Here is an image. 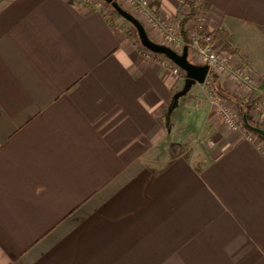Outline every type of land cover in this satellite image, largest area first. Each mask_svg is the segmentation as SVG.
I'll return each instance as SVG.
<instances>
[{"label": "crops", "instance_id": "obj_1", "mask_svg": "<svg viewBox=\"0 0 264 264\" xmlns=\"http://www.w3.org/2000/svg\"><path fill=\"white\" fill-rule=\"evenodd\" d=\"M149 1L168 21L181 8ZM198 2L209 30L250 39L264 120V0ZM110 15L0 0V264H264V149L206 82L167 126L184 73Z\"/></svg>", "mask_w": 264, "mask_h": 264}, {"label": "built area", "instance_id": "obj_2", "mask_svg": "<svg viewBox=\"0 0 264 264\" xmlns=\"http://www.w3.org/2000/svg\"><path fill=\"white\" fill-rule=\"evenodd\" d=\"M127 1L131 2L133 8H137L140 11L145 12L144 16L141 17L148 25L146 28H151L150 30L154 35L151 32L150 33L154 37L156 36L167 39L170 42L181 45L183 48L186 46V39L180 33L181 21L188 11V5L185 3V0H181L182 8L179 13V18L170 22L165 21L161 16L153 13V10L150 8L149 0ZM186 31L189 41V53L193 51V57L196 59L193 62L198 64H207L209 66V73L204 82L211 85L209 75L211 72H214L224 81L232 82L239 86L241 91L244 92V95H247L248 98L254 96L257 90L255 77L243 62L233 60L228 52L226 53L222 47H219L217 40L213 37V31L208 28L204 10L200 11L188 22L186 25ZM173 71L176 74L184 73V70L176 64L174 65ZM212 98L219 115L232 130H241L246 134L249 140L257 143L259 142L256 140V137L253 135L250 128L246 126L245 122L239 115V112L234 110L231 104H229L227 98L219 95L213 89ZM256 107L260 108V106ZM209 143L211 144L213 142L209 141ZM259 145H262V143L259 142Z\"/></svg>", "mask_w": 264, "mask_h": 264}, {"label": "rangeland", "instance_id": "obj_3", "mask_svg": "<svg viewBox=\"0 0 264 264\" xmlns=\"http://www.w3.org/2000/svg\"><path fill=\"white\" fill-rule=\"evenodd\" d=\"M85 1V3H88L89 4V2H93V3H99V5L100 6H104V8H105V10L107 11V14H113L120 22H122V23H124V24H126L125 26H126V30H128L129 32H130V34H132V36L136 39V41L141 45V46H143L142 44H141V41H140V38H139V36H138V32H137V29L127 20V19H125L123 16H121L118 12H116V11H114L113 10V8H112V6L111 5H108L106 2H105V0H84ZM114 1V0H113ZM117 2H119L122 6H123V8L124 9H126V10H128V11H130L131 13H133L134 15H140V16H144V13L145 12H142V11H140L139 9H137V8H133V5L131 4V2H128L127 0H117ZM181 8H182V6H180ZM181 8H179V13H180V9ZM188 11H189V8H188ZM187 11V12H188ZM153 13L155 14L156 12H154L153 11ZM179 13L177 14V16H176V18H179ZM157 14V13H156ZM111 16V15H110ZM175 18V19H176ZM165 20V19H164ZM165 21H167L168 22V20H165ZM171 21V20H170ZM169 21V22H170ZM145 28H146V26H145ZM151 28L149 27V28H146V30H147V32H148V34H149V36L151 37V38H153L154 36V34L151 32V30H150ZM153 34H151V33ZM180 33L182 34V32H181V27H180ZM214 33V32H213ZM183 35V34H182ZM138 36V37H137ZM156 37V36H155ZM153 38V40H155V41H157V42H159V43H163V44H166V45H168V46H170V47H173V48H175L178 52H182L183 51V47L181 46V45H178L177 43H173V42H170V41H168L167 39H163V38H160V37H156V38ZM217 40V42H218V45H219V47H222L223 48V50H225L224 49V45H225V39L224 38H218V39H216ZM248 41H250V39H246V36L245 35H240V36H238V39H232V42H231V50H227L229 53V55L231 54V55H233V57L234 58H236V60H239V61H241V62H243L246 66H248V64H247V62H246V59L242 56V54H244V52H246V46L247 45H249L250 43H248ZM185 44H186V42H185ZM144 47V46H143ZM144 48H146V47H144ZM147 49V48H146ZM149 50V49H148ZM237 50V52H238V54H234V52L233 51H236ZM193 51L191 52V54H192V60L193 61H195L196 59H195V57H193ZM163 57H165V58H167L165 55H163V54H161ZM230 55V56H231ZM232 57V56H231ZM232 57V58H233ZM247 57V56H246ZM168 60H170L169 58H167ZM171 61V60H170ZM171 62H173V61H171ZM174 65H175V63H174ZM184 73H185V71H184ZM236 87V86H235ZM205 90V89H204ZM200 93H201V100H203V99H205V98H210V95H209V93H208V96L209 97H204V91H202V90H200ZM235 95L237 96V97H240V98H244V99H247V95H244V92H242V91H240V90H236V92H235ZM227 101L229 102V104H231V106H232V108L234 109V110H236V111H238L239 112V115L241 116V114H240V109H241V107H240V103H239V99H232V98H227ZM214 106H215V108H216V110H217V107H216V105L215 104H213ZM257 105H251L250 107H248V108H246V107H242L243 109H244V111L246 110L247 111V113L249 114V116L250 117H252L255 121H256V125L257 126H261V128L262 129H264V120L263 119H261V118H263L262 117V109H261V107L259 108H257L256 107ZM241 118H242V116H241ZM252 132H253V135L256 137V140L257 141H259V142H261L262 143V148L264 149V140H263V138L262 137H260V135L257 133V132H255V131H253L252 129H250Z\"/></svg>", "mask_w": 264, "mask_h": 264}, {"label": "water", "instance_id": "obj_4", "mask_svg": "<svg viewBox=\"0 0 264 264\" xmlns=\"http://www.w3.org/2000/svg\"><path fill=\"white\" fill-rule=\"evenodd\" d=\"M108 1L112 3V6L121 16L127 19L137 29L141 44L144 47L154 53L165 55L167 58H169L171 61H173L176 65H178L181 69L185 71V84L183 88L175 94L172 103V107H176L180 97L187 94L196 81L204 82L206 80L209 73V66L207 64H198L191 61L189 58L188 46H185L182 52H178L177 50L166 44L154 41L149 36L144 24L137 16H135L130 11L124 9L119 2L113 0ZM250 129L264 136V129H260L257 127H251Z\"/></svg>", "mask_w": 264, "mask_h": 264}, {"label": "trees", "instance_id": "obj_5", "mask_svg": "<svg viewBox=\"0 0 264 264\" xmlns=\"http://www.w3.org/2000/svg\"><path fill=\"white\" fill-rule=\"evenodd\" d=\"M114 1H117V0H114ZM105 2L108 5H111L112 6V3H110L108 0H105ZM185 3L188 5L189 11L184 15V18L181 21V32H182L183 36L186 39V46H188L189 45V41H188V35H187V31H186V25L200 11H202L203 9H208V5H203V4L199 3L198 0H185ZM112 8H113L114 11H116V9L113 6H112ZM180 11H181V9H180ZM122 27L124 29H127L126 26H122ZM128 34L131 37H133L132 34H130L129 31H128ZM213 37H214V39L224 38L225 39L224 49L225 50H231V46H230L231 45V41L229 40L228 33L226 31H223V30L216 31V32L213 33ZM190 60L192 61V59H190ZM184 77L186 79V73H184ZM209 80L211 81L210 87L213 90H215L219 95H221L223 97H226V98L239 99V103H240V107H241L240 114H241L242 119L245 122L246 126H248L249 128H251V127H257V128L262 129L261 126H257L256 125V121L252 117L249 116V114L247 113L246 110L244 111V109L242 108L243 106L246 107V108H248L252 104L259 103L260 97H258V95L252 96L249 99H244V98L237 97L234 92H232L231 90H229L227 87H225L221 83V78L218 75H216L214 72H211L210 73ZM176 107H174V108L172 107V108L169 109V115L167 116V126H169V127L171 125V115H172V113H173V111L175 110ZM259 135L264 140V136L261 135V134H259Z\"/></svg>", "mask_w": 264, "mask_h": 264}]
</instances>
